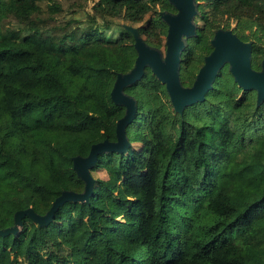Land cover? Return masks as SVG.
Returning a JSON list of instances; mask_svg holds the SVG:
<instances>
[{
    "label": "trees",
    "instance_id": "16d2710c",
    "mask_svg": "<svg viewBox=\"0 0 264 264\" xmlns=\"http://www.w3.org/2000/svg\"><path fill=\"white\" fill-rule=\"evenodd\" d=\"M196 3L183 86L221 29L252 43L261 71L264 0ZM163 12L177 10L169 0H0V231L19 211L45 215L63 192H84L73 159L117 141L126 108L111 93L135 67L131 29L167 49ZM229 68L182 114L146 68L125 89L138 105L128 151L99 155L87 202L0 235V264H264V102Z\"/></svg>",
    "mask_w": 264,
    "mask_h": 264
},
{
    "label": "water",
    "instance_id": "95a60500",
    "mask_svg": "<svg viewBox=\"0 0 264 264\" xmlns=\"http://www.w3.org/2000/svg\"><path fill=\"white\" fill-rule=\"evenodd\" d=\"M177 10L176 14L163 12L162 20L168 25L166 56L160 50L150 47L134 29L135 49L138 57L134 69L128 74L117 76L111 93L113 102L126 108L125 116L117 123V142L105 141L93 145L88 157L73 159L74 170L85 182V190L78 194L65 191L54 202L53 207L45 215H38L34 210L19 211L15 216V226L0 235L17 234L23 228V219L31 218L41 226L49 224L59 207L67 202H87L93 194L94 180L90 170L96 165L99 155L106 153H124L130 147L126 128L134 121L138 105L135 98L125 93V89L140 81L145 75L146 68H150L154 75L166 85L175 110L183 113L192 105L205 100L206 94L213 88V84L226 64L229 65L235 81L244 90H255L258 94V104L264 102V60L261 71L252 67L253 45L244 43L231 31L219 30L212 40L213 52L205 58V64L200 70L191 88L184 87L181 81L180 64L182 52L187 48L185 38H193L197 34L194 22L199 14L196 0H169Z\"/></svg>",
    "mask_w": 264,
    "mask_h": 264
},
{
    "label": "rangeland",
    "instance_id": "374dc122",
    "mask_svg": "<svg viewBox=\"0 0 264 264\" xmlns=\"http://www.w3.org/2000/svg\"><path fill=\"white\" fill-rule=\"evenodd\" d=\"M166 51H167V49H162V51H161V53L163 52V53H162L163 58H165V56H166ZM98 174H99L100 177H104V176H106L104 171H101V172H99ZM81 203H83V202H81Z\"/></svg>",
    "mask_w": 264,
    "mask_h": 264
},
{
    "label": "flooded vegetation",
    "instance_id": "af4514ba",
    "mask_svg": "<svg viewBox=\"0 0 264 264\" xmlns=\"http://www.w3.org/2000/svg\"><path fill=\"white\" fill-rule=\"evenodd\" d=\"M117 135V134H116ZM117 142V141H116Z\"/></svg>",
    "mask_w": 264,
    "mask_h": 264
}]
</instances>
